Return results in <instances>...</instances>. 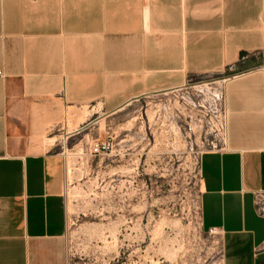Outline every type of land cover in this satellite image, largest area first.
I'll return each mask as SVG.
<instances>
[{"label": "crops", "instance_id": "0c3cea01", "mask_svg": "<svg viewBox=\"0 0 264 264\" xmlns=\"http://www.w3.org/2000/svg\"><path fill=\"white\" fill-rule=\"evenodd\" d=\"M0 72V264H67L63 138L226 72L200 213L222 264H264V0H0Z\"/></svg>", "mask_w": 264, "mask_h": 264}, {"label": "rangeland", "instance_id": "374dc122", "mask_svg": "<svg viewBox=\"0 0 264 264\" xmlns=\"http://www.w3.org/2000/svg\"><path fill=\"white\" fill-rule=\"evenodd\" d=\"M230 74L192 76L95 115L67 141V264H222L220 235L201 218L199 163L222 142Z\"/></svg>", "mask_w": 264, "mask_h": 264}, {"label": "built area", "instance_id": "2783aa9c", "mask_svg": "<svg viewBox=\"0 0 264 264\" xmlns=\"http://www.w3.org/2000/svg\"><path fill=\"white\" fill-rule=\"evenodd\" d=\"M1 73V72H0ZM225 124H226V109H225V98H224V120H223V134L225 133ZM107 144L101 142L90 147V153L93 156L100 155L104 150L107 149ZM61 154L64 155L68 151V142L67 138H63L60 143ZM253 203L256 214L264 219V189H259L253 193Z\"/></svg>", "mask_w": 264, "mask_h": 264}, {"label": "bare ground", "instance_id": "6f19581e", "mask_svg": "<svg viewBox=\"0 0 264 264\" xmlns=\"http://www.w3.org/2000/svg\"><path fill=\"white\" fill-rule=\"evenodd\" d=\"M225 81V80H224Z\"/></svg>", "mask_w": 264, "mask_h": 264}]
</instances>
